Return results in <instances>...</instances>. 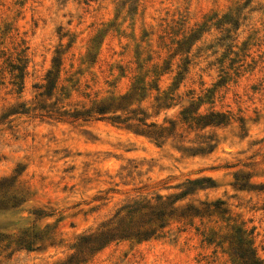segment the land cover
Returning <instances> with one entry per match:
<instances>
[{
    "label": "rangeland",
    "instance_id": "obj_1",
    "mask_svg": "<svg viewBox=\"0 0 264 264\" xmlns=\"http://www.w3.org/2000/svg\"><path fill=\"white\" fill-rule=\"evenodd\" d=\"M19 46L28 58L23 92L0 74V179L20 171L9 196L23 204L0 209V264H61L80 236L125 204L177 195L201 178L215 187L178 206L220 201L227 214L172 221L157 238L114 243L81 264H237L229 249L238 229L264 262V0H0V66L1 52ZM55 60L57 89L42 96ZM137 81L148 90L134 106L158 124L177 123L164 145L65 114L124 96ZM170 94L173 106L159 109L156 98ZM198 98L201 112L230 113L232 121L188 130L179 113ZM19 105L29 114L3 118ZM206 138L213 151L192 154ZM212 232L221 246L204 242ZM22 237L36 249H19Z\"/></svg>",
    "mask_w": 264,
    "mask_h": 264
},
{
    "label": "trees",
    "instance_id": "obj_2",
    "mask_svg": "<svg viewBox=\"0 0 264 264\" xmlns=\"http://www.w3.org/2000/svg\"><path fill=\"white\" fill-rule=\"evenodd\" d=\"M195 39H197V35L193 36V40ZM185 46V42L180 43L179 50L176 51L175 55L182 52ZM21 47L15 48V52L9 56L2 51V58L6 59L0 66V74H9L11 79L10 84L16 88L18 94L23 92L24 80L28 68L27 49H21ZM54 63L53 69L47 74L46 86H42L46 88V91L41 93L42 96L52 97L57 89L61 62L55 60ZM157 69L155 68L154 70L155 75L158 74ZM169 69L170 66L166 67L165 71ZM187 70V66H185L178 73V77L173 84L175 90L180 88L179 85L184 81L185 74L188 72ZM2 81L0 78V85L4 84ZM226 81L222 80L221 84H225ZM150 88L155 89L156 92H160V87L156 83L153 86L150 85ZM147 90L144 84L137 81L133 84L131 91L124 96L109 98L105 101L95 103L90 109L84 111L76 110L74 113L65 114L69 115L70 119L74 121H110L114 124L123 125L128 130L151 139L157 145H164L168 140L177 135L175 133L177 123L169 122L170 126L158 124L150 120L147 111L141 108L140 105L134 106L135 103L140 104L144 101ZM177 99L180 98L178 97ZM173 101H176L174 94L165 96V101H161V97L156 98V102L159 103V109H170L173 106ZM203 104H205V101L202 98H198V102L192 101L189 106L183 107L179 113L180 123L185 125L188 130L203 131L211 127H223L232 121L233 117L230 113L217 111L201 112ZM28 114L29 109H26L24 105H19L11 108L3 118ZM208 140L209 138H206V141L201 142V146L195 149L192 154L198 155L212 152L214 146ZM20 174V171H17V176L13 178L0 179V209L19 208L23 204V201L17 197L9 196ZM239 186L240 188H252L248 183ZM213 187H215V183L210 178L189 179L178 187L180 193L177 195L165 199L162 196H158L155 201L148 198H141L125 204L116 211L113 217L104 222L98 230L80 236L74 245V254L61 264L85 263L88 257H92L114 243L134 240L143 242L157 238L172 221H188L192 223L195 218L227 214L228 211L222 209L221 206L223 203L220 201L215 204L204 203L203 205L205 207L203 209L194 205H188L186 207L178 206L180 202L195 194L198 190ZM216 235L213 232L209 235L203 234L205 238L204 242H207L209 245H215L216 247L221 246L224 242H218ZM17 244L19 249H26L28 251L36 249V240H30L27 237L20 238ZM229 255L234 263L237 264H264L257 256L252 239H249L246 233L240 229L237 230L235 236L231 237Z\"/></svg>",
    "mask_w": 264,
    "mask_h": 264
}]
</instances>
